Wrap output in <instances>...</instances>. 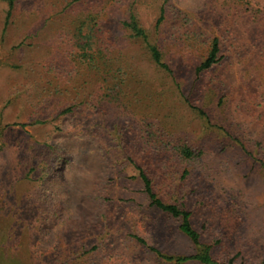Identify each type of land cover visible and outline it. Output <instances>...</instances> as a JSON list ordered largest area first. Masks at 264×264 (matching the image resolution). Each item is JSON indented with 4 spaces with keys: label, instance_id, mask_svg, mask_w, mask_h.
Here are the masks:
<instances>
[{
    "label": "rangeland",
    "instance_id": "1",
    "mask_svg": "<svg viewBox=\"0 0 264 264\" xmlns=\"http://www.w3.org/2000/svg\"><path fill=\"white\" fill-rule=\"evenodd\" d=\"M133 13L171 72L122 25ZM134 163L215 257L264 264V0H0V264L193 253Z\"/></svg>",
    "mask_w": 264,
    "mask_h": 264
},
{
    "label": "trees",
    "instance_id": "2",
    "mask_svg": "<svg viewBox=\"0 0 264 264\" xmlns=\"http://www.w3.org/2000/svg\"><path fill=\"white\" fill-rule=\"evenodd\" d=\"M10 7L13 5V0H8ZM160 22V19L159 21ZM122 25L126 29V31L129 33V35L135 39H141L142 42H144L146 46V50L149 53V56L153 63L160 67L161 69L171 72L170 67L167 65V63L163 59V54L160 50V48L150 41L149 35L147 33V30L142 27L140 22L138 21V18L136 17L135 13L131 14L129 19L121 21ZM158 27V24L156 25ZM221 46L220 41L217 38H214L212 40L211 49L208 53L207 58H205L196 68V72L200 73L202 71H208L210 70L215 64L219 62L221 59ZM84 56L87 57V60L89 62L92 61V55L88 52H84ZM122 68L118 69V72H120L119 77L122 76ZM117 77V76H116ZM118 86L117 84H111L109 89L111 91L114 90L115 87ZM201 114H205L202 110L200 112ZM170 144L166 143L164 146L167 148ZM178 154V157L180 160H188L193 157L194 153L193 151L185 146V145H178L173 147ZM135 168L137 169V176L142 181L143 184V193L146 194L149 205L151 207H154L161 213L167 215L168 217L174 218L178 221L177 229L178 231L186 237L193 245L194 251L191 254L188 255H169L167 253H164L156 248L150 247L152 251L156 253V255L166 261L173 262L175 264H184L186 262H192L195 261L200 264H234L233 259L228 260H220L219 258L215 257L211 251L212 246L205 244L201 239V233L199 230L194 226L192 221V212L190 209H188L185 206V202L182 201L179 197V199L176 197L174 199L173 195L171 196V201H164L161 199L158 194L154 190L153 181L150 179V177L147 175L144 169H142L141 166L134 163ZM187 172L183 174L185 176ZM183 197V196H182ZM133 237L142 245H147L145 240L143 238L138 237L137 235H133Z\"/></svg>",
    "mask_w": 264,
    "mask_h": 264
}]
</instances>
